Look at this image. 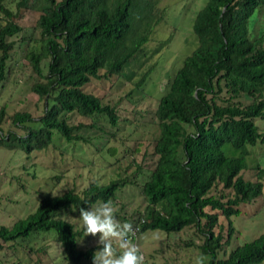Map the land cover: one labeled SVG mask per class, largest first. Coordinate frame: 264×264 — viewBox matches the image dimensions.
<instances>
[{"label": "trees", "instance_id": "1", "mask_svg": "<svg viewBox=\"0 0 264 264\" xmlns=\"http://www.w3.org/2000/svg\"><path fill=\"white\" fill-rule=\"evenodd\" d=\"M22 9L38 13L33 28L16 22ZM256 10L264 11V0H206L196 13V46L154 111L158 133L152 169L144 172L137 166L134 173L105 184L90 181L79 192L72 188L45 194L33 212L0 225V253L15 254L12 264H40L46 248L32 244L52 237L70 264L92 261L96 248L79 249L82 230L62 215L110 201L119 188L143 175L140 194L146 205L134 222L142 221L139 232L194 227L204 238L199 247L207 264L264 260V233L237 244L226 258L217 257L234 232L229 218L264 193V169L258 164L255 180L242 175L249 169L251 151L264 147V28L250 30ZM0 12V87L15 49L11 38L20 34L24 59L37 78L30 90L41 114L17 111L8 117L12 129L0 127V147L25 156L47 149L56 139L89 145L104 134L113 135L101 119L117 128V109L96 90L120 79L129 81L135 69L145 67L134 84L142 88L155 64L147 66L141 59H152L167 42L153 38L165 13L158 0H17L15 11L0 2ZM3 114L1 108L0 124ZM106 151L113 156V148Z\"/></svg>", "mask_w": 264, "mask_h": 264}, {"label": "rangeland", "instance_id": "2", "mask_svg": "<svg viewBox=\"0 0 264 264\" xmlns=\"http://www.w3.org/2000/svg\"><path fill=\"white\" fill-rule=\"evenodd\" d=\"M16 1L0 0L4 7L13 11ZM205 2L206 0H158V6L165 7V13L163 20L156 26L153 38L158 43L162 40L167 42L158 47V52L152 59H141L147 66L155 64L143 87L137 90L134 84L140 78V70L145 67L135 69L136 73L129 81L120 79L111 86H105L104 90H96L102 95L104 102L115 105L117 109L120 118L117 128L111 129L107 121L101 119L105 131L112 132L113 135L104 134L100 140L89 145H67L63 139H56L54 145L32 152L29 156L0 147V225L9 226L16 219L33 212L45 194L59 195L72 188L79 192L90 181L105 184L118 175L134 173L137 166L144 172L152 169L156 160L152 146L158 133L154 111L158 100L165 94L171 77L196 46L192 23ZM21 11V17L16 22L24 29L33 28L38 13L30 9ZM2 17L0 12V18ZM250 24L251 32L262 30L264 11L256 10ZM37 35V30L33 31V36L38 37ZM20 37L21 34L11 38L15 41V49L7 79L0 87V109H4L0 127L3 129L13 128L8 117L14 112L28 111L33 117L41 114L36 106L37 96L30 90L37 78L24 59L25 42L19 40ZM83 121L89 122L88 119ZM102 144L103 148L100 149ZM110 147L114 150L113 156L106 151ZM227 149L234 154L230 146ZM247 161L249 169L242 172V175L253 181L256 165L264 169V147L262 149L259 145L252 150ZM107 163L110 164L107 166ZM142 177L140 175L134 184L119 188L110 200L121 225L127 223L132 226L144 210L146 203L140 194ZM215 188L214 194L218 193L221 186ZM99 203L101 202L93 205ZM79 215L80 212L73 210L64 213L62 217L75 230H81ZM229 221L234 232L229 245L218 251V258H226L237 244L249 242L264 233V193L251 204L242 207L240 215L231 216ZM98 235L82 236L78 240V248H96L95 252L99 251L102 246L98 245ZM203 241L204 238L194 227H186L170 233L148 229L138 232L128 243L139 249L144 257V264H196L199 257H204V264H207L208 257L199 247ZM111 243L117 254L123 251L119 248V241L113 240ZM32 245L46 248L40 264H70L64 258L60 244L52 237H46ZM15 256L9 251H2L1 263L12 264ZM27 264L32 263L27 260ZM78 264H92V261L84 260ZM257 264H264V260Z\"/></svg>", "mask_w": 264, "mask_h": 264}, {"label": "clouds", "instance_id": "3", "mask_svg": "<svg viewBox=\"0 0 264 264\" xmlns=\"http://www.w3.org/2000/svg\"><path fill=\"white\" fill-rule=\"evenodd\" d=\"M79 211L83 237H96L99 234L98 245L102 246L94 253L92 264H144V257L139 249L127 241V234L137 222L132 226L127 223L121 225L110 201L90 205L87 209L80 208ZM113 240L119 241V248L123 250L119 254L113 248ZM196 264H204V257H199Z\"/></svg>", "mask_w": 264, "mask_h": 264}, {"label": "built area", "instance_id": "4", "mask_svg": "<svg viewBox=\"0 0 264 264\" xmlns=\"http://www.w3.org/2000/svg\"><path fill=\"white\" fill-rule=\"evenodd\" d=\"M140 223H138V224H136V225H134L132 227V231L127 234V240H130V239L134 238L137 235V233L139 231V228H140Z\"/></svg>", "mask_w": 264, "mask_h": 264}]
</instances>
